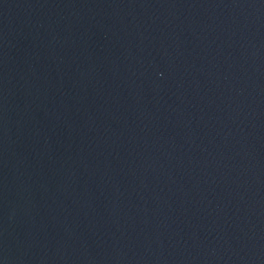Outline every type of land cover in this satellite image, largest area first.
Here are the masks:
<instances>
[{
	"label": "water",
	"instance_id": "obj_1",
	"mask_svg": "<svg viewBox=\"0 0 264 264\" xmlns=\"http://www.w3.org/2000/svg\"><path fill=\"white\" fill-rule=\"evenodd\" d=\"M0 264H264V0H0Z\"/></svg>",
	"mask_w": 264,
	"mask_h": 264
}]
</instances>
